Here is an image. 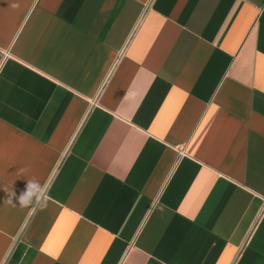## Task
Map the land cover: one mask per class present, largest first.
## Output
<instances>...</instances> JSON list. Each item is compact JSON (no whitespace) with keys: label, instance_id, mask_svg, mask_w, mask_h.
<instances>
[{"label":"crops","instance_id":"obj_1","mask_svg":"<svg viewBox=\"0 0 264 264\" xmlns=\"http://www.w3.org/2000/svg\"><path fill=\"white\" fill-rule=\"evenodd\" d=\"M0 264H264V0H0Z\"/></svg>","mask_w":264,"mask_h":264},{"label":"clouds","instance_id":"obj_2","mask_svg":"<svg viewBox=\"0 0 264 264\" xmlns=\"http://www.w3.org/2000/svg\"><path fill=\"white\" fill-rule=\"evenodd\" d=\"M50 187V185H43L35 179L28 180L26 191L19 196V205L29 207L36 203L37 200L43 202V196L46 192H50ZM11 195L14 194L11 193ZM9 203H13L11 199H9Z\"/></svg>","mask_w":264,"mask_h":264}]
</instances>
